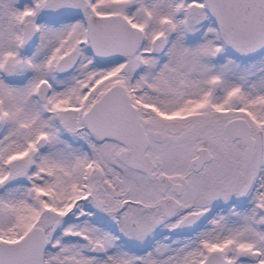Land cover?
<instances>
[{
	"label": "snow or ice",
	"instance_id": "1",
	"mask_svg": "<svg viewBox=\"0 0 264 264\" xmlns=\"http://www.w3.org/2000/svg\"><path fill=\"white\" fill-rule=\"evenodd\" d=\"M0 264H264V0H0Z\"/></svg>",
	"mask_w": 264,
	"mask_h": 264
}]
</instances>
